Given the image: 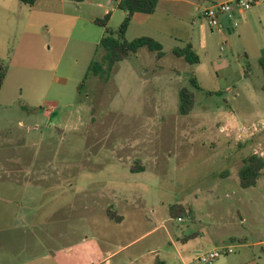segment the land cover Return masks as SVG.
Segmentation results:
<instances>
[{
  "label": "rangeland",
  "instance_id": "rangeland-1",
  "mask_svg": "<svg viewBox=\"0 0 264 264\" xmlns=\"http://www.w3.org/2000/svg\"><path fill=\"white\" fill-rule=\"evenodd\" d=\"M195 1L201 8L221 2ZM44 5L64 8L60 0ZM28 8L0 0V60L8 66L0 88V264H91L88 247L98 254L93 260L102 259L145 235L111 258L135 264L137 249L165 248L168 231L204 237L205 248L233 249L212 264H264V172L249 188L238 175L245 158L264 155L259 20L221 32L195 7L158 0L149 23H131L125 39L151 37L164 56L142 47L108 81L89 74L82 83L90 60L101 61L104 51L86 56L75 41L53 37L51 21L40 27V40L30 37L36 52L17 70ZM122 12L108 22L116 37ZM81 17L75 36L105 35L96 20ZM192 38L195 64L174 53ZM183 87L195 94L187 115L180 112ZM109 208L123 224L110 221Z\"/></svg>",
  "mask_w": 264,
  "mask_h": 264
},
{
  "label": "crops",
  "instance_id": "crops-1",
  "mask_svg": "<svg viewBox=\"0 0 264 264\" xmlns=\"http://www.w3.org/2000/svg\"><path fill=\"white\" fill-rule=\"evenodd\" d=\"M42 0H36L33 7L28 8L26 15V23L23 29V38L21 39L19 50L14 53V58L19 62L16 64L17 70L22 71L25 68V64L28 62L29 56L31 53L35 54V50L31 47V38L30 37H38L37 39L40 40V27L43 26L45 23H49V21L55 23L54 31L51 32L49 28V32L52 33V36L55 38H62L75 41L78 50L82 51L85 50L87 53L86 56H89L91 51L92 53H96L98 50V45L100 40L102 39L101 30H97L96 34L93 36L86 37H78L75 36V30L79 25L82 16H86L85 21L88 23H93L94 20L100 18L96 15L95 11L96 8L100 9L99 12L104 16L110 13L111 18L117 14L119 10L117 6V0H114V3L111 5L110 3H104L102 1H94V0H84L82 2H74L71 0H60L64 8L53 9L48 7L44 4H48L52 2V0H43L44 3H41ZM171 2H182L190 5L191 7H195L196 10L200 11V15L202 16L201 5L196 2L195 0H169ZM230 1V0H221V2ZM42 4V5H41ZM67 9L69 11H67ZM122 10V9H120ZM122 17L125 18L126 12H122ZM152 14L140 13L137 12L132 17V24H148L150 17ZM226 16H221L220 18V25L218 27L219 31L222 30L227 26H244L243 31L247 28H252L251 26H256L257 21L264 26V0H258L255 5L248 11H236L235 16L233 19L227 18L224 19ZM203 19V18H202ZM204 20V19H203ZM229 22H226L228 21ZM198 22V26L201 28L203 26V21L200 20ZM59 23V25H58ZM50 24V23H49ZM51 26V25H50ZM61 28V31H59ZM64 31V32H62ZM255 33V32H254ZM192 41L189 43L192 44ZM262 54L264 55V48L262 49ZM4 56V55H3ZM5 56H8L7 54ZM4 58V57H2ZM92 59L90 60L89 64L91 63ZM88 64V66H89ZM88 69V67H87ZM44 114L51 116L50 111L45 110ZM108 214V213H107ZM122 216V220L120 222H116L112 219L110 221L117 223L118 225L123 224L124 216ZM109 217V216H108ZM132 227L134 223H131ZM192 234V233H190ZM145 235H141L138 237H134L128 241L124 240L123 243H119V248L114 251L106 250L102 255V259L93 260L98 256L95 252L93 247H88L83 252L86 255H90L91 264H99V262H104V264H112L111 258L116 257L121 254L123 251L131 248L133 245H136L139 240ZM167 246L165 248L159 249L157 245H150L144 251L142 249H137L135 251L136 256L131 259V263L135 262V264H202L198 261V254L207 250H213L217 247V245H213L210 247L205 248L206 243H204V237L199 238L195 237H181L180 235H172L169 231L167 232ZM93 240V239H92ZM81 252V253H83ZM94 256V257H93ZM149 256H152L150 260H146ZM98 260H100L98 262ZM147 261L146 263L144 261ZM144 262V263H143ZM212 264V263H211Z\"/></svg>",
  "mask_w": 264,
  "mask_h": 264
},
{
  "label": "trees",
  "instance_id": "trees-1",
  "mask_svg": "<svg viewBox=\"0 0 264 264\" xmlns=\"http://www.w3.org/2000/svg\"><path fill=\"white\" fill-rule=\"evenodd\" d=\"M74 2H82L84 0H71ZM23 5L33 7L36 0H19ZM117 6L126 12V16L121 23L117 34L109 27L108 22L110 19V13L106 14L103 18L96 19V22L104 26L105 35L100 40L98 45V50L102 49L104 55L101 61L93 59L88 66L86 75L82 80V83L86 80L89 74L99 76L105 81L110 79L113 72L114 66L130 57L132 54H136L140 48L147 47L151 51L157 52V59H161L164 56L163 46L157 40L148 37L141 36L133 40L125 39V34L132 22V17L135 13H146L153 14L157 11L158 0H117ZM97 50V51H98ZM174 53L181 58H184L188 63L195 64L200 61L195 49L191 43H188L184 48H177ZM262 63L264 65V57L262 58ZM8 73V66L4 60H0V88L4 83ZM191 83L195 88H199V83L195 77H192ZM195 107V94L193 91L187 87H183L180 90V112L183 115L190 114ZM138 168V167H137ZM145 167L143 165L139 166L138 169L143 170ZM264 172V155L258 153H252L250 156L244 159L242 166L238 171L240 185L243 188H249L256 186L258 180ZM180 210L184 213H189L192 216V210H185L180 207ZM110 219L120 222L122 216L118 215L117 212L111 210L107 211ZM182 218L178 215V219ZM189 237H195L191 235Z\"/></svg>",
  "mask_w": 264,
  "mask_h": 264
},
{
  "label": "built area",
  "instance_id": "built-area-1",
  "mask_svg": "<svg viewBox=\"0 0 264 264\" xmlns=\"http://www.w3.org/2000/svg\"><path fill=\"white\" fill-rule=\"evenodd\" d=\"M258 0H230L224 2H212L205 6L202 10V17L207 21L212 28H218L220 25L221 16H227L233 19L236 11L250 10ZM182 220V218H179ZM233 249L228 248L225 251L221 249H213L208 252L198 254V261L202 264H211L217 260L223 253H232Z\"/></svg>",
  "mask_w": 264,
  "mask_h": 264
}]
</instances>
